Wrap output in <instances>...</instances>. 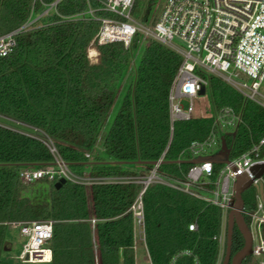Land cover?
<instances>
[{
	"label": "trees",
	"instance_id": "1",
	"mask_svg": "<svg viewBox=\"0 0 264 264\" xmlns=\"http://www.w3.org/2000/svg\"><path fill=\"white\" fill-rule=\"evenodd\" d=\"M56 1L40 18L41 26L17 35L13 51L0 58V118L45 136L73 174L89 169V178L139 177L152 168L149 163L158 160L168 144L167 97L182 57L148 39L136 64L135 35L128 47L120 42L98 46L99 62L90 65L86 49L99 22L87 12L92 10L97 19L113 17L101 9L102 0H0V33L18 29ZM152 1L147 0L144 13ZM77 15L84 18L70 20ZM125 81L121 103L101 141L102 157L90 159ZM207 91L213 114L231 107L241 117L242 123L233 132L221 135L230 158L264 136L262 107L244 101L212 76H208ZM212 122L211 116H195L173 125L171 142L158 168L162 179L181 180L190 165L177 163L180 151L191 141L204 139ZM51 165L54 155L46 143L0 125V264H8L2 259L10 245L7 223L45 220L54 221L51 261L46 264H135L131 207L142 186L136 180L90 185L66 181L57 189L56 178L36 182L47 187L44 198L25 195L20 172ZM127 167L143 173L123 169ZM250 189L242 193V200L245 208L253 210L255 191L248 194ZM142 204L151 264H217L219 248L213 237L221 226L218 208L162 184H151L142 194ZM191 223L196 224V231H188ZM260 235L264 243V225ZM242 245L234 228L232 255ZM242 264H260V260L251 255Z\"/></svg>",
	"mask_w": 264,
	"mask_h": 264
},
{
	"label": "built area",
	"instance_id": "2",
	"mask_svg": "<svg viewBox=\"0 0 264 264\" xmlns=\"http://www.w3.org/2000/svg\"><path fill=\"white\" fill-rule=\"evenodd\" d=\"M134 2L135 0L100 1L101 9L112 14V18L97 19L93 11L88 10L89 18L97 20L99 27L86 49L88 63L97 65L100 58L98 46L120 42L128 47L135 35L142 32L182 57V63L167 97L170 125L168 144L156 160L157 164L136 179L142 187L131 207L134 243L141 242L145 246L142 194L151 184H162L219 209L221 226L213 240L219 248L218 261L222 260L226 219L235 201L236 178L244 176L247 181L252 182L250 187L259 182L263 183L264 173L255 179L252 168L264 165V136L245 152L233 158L229 157L226 164L214 165L204 162L190 165L182 174L181 180L168 182L162 179L158 175V168L163 163L171 142L173 125L195 117L193 101L201 97L198 93L202 88L205 95L208 76L220 77L245 101L253 102L264 109V102L257 99H264L258 93L260 85L264 82V0H165L151 29L139 28L137 22L131 18ZM55 4L41 15L30 17L18 29L0 33V58L13 51L17 35L41 26L40 18L46 16ZM83 18V15H77L70 20ZM174 41L181 47L174 44ZM233 77L239 78L240 81L233 80ZM183 101H187V108ZM210 116L213 122L206 137L191 141L180 151L178 161L213 155L220 148V136L233 132L242 123L240 115L231 108H224ZM47 147L54 155V165L23 170L19 175L21 183L27 186L39 180L52 181L56 178L81 183L76 181L78 178L55 155L53 146ZM208 151L213 153H207ZM85 156L89 157L88 154ZM215 166L219 168L216 170ZM255 201V209L243 207L241 214L248 221L253 239V256L257 257L264 254V243L260 235V226L264 225V189L260 194L255 193ZM53 224L54 221L50 220L7 223L9 228L17 229L25 239L17 256L21 264H46L51 261L49 243ZM196 230L195 223L188 225V231Z\"/></svg>",
	"mask_w": 264,
	"mask_h": 264
},
{
	"label": "rangeland",
	"instance_id": "3",
	"mask_svg": "<svg viewBox=\"0 0 264 264\" xmlns=\"http://www.w3.org/2000/svg\"><path fill=\"white\" fill-rule=\"evenodd\" d=\"M146 2H147V0H138L136 9L131 12V18L137 22L139 28L151 29L155 20L157 19L158 15L160 13L162 7H163L165 0H153L151 2V5L149 6L150 7L149 12L144 13V6H145ZM136 36H137V51L135 52L133 59H134L135 63L138 64L140 57H141L143 47L145 45V42L151 38L145 36L142 32H138L136 34ZM174 44L180 46V44L177 41H174ZM210 76L221 80V78L218 76H213V75H210ZM233 80H235L237 82L240 81L239 78H234V77H233ZM126 82L127 81H125L124 86L120 85L119 92H118L117 97L114 101V105H113L112 110L109 114L107 122H106V124H105V126L101 132L99 141L96 144V146L94 147V150L92 151V153L89 154L90 159L93 157H96V158L102 157L101 141H102V138H103L105 132L108 130L115 114L117 113V110H118L119 105H120L121 100H122L123 91H124L126 84H127ZM247 83H249V82H247ZM258 93L262 97H264V82H262V84L260 85ZM257 99L260 102H264V99L261 97H258ZM183 105L185 106V108H187V106H188L187 101H183ZM224 108H231V107H223V108H221L215 112L218 113ZM211 113L213 114V109H212L210 95L207 91V92H205V95H203V96H201L198 99L193 101V114L196 117H209L211 115ZM0 125L4 126L6 128H9V129H13V130L18 131V132H21L23 134L36 137V138L42 140L44 143H46V145H49V146L51 145L50 141L47 138H45V136H43L41 133L37 132L36 130L22 129V126L16 122H14V121L0 118ZM207 153H213V151H208ZM127 169H130L134 172L136 171V170H134V168H131V167H127ZM74 175L78 178V179H76V181H81V183H86V184H89L91 182L88 180L89 177H88L87 172L85 174L83 172L81 174H75L74 173ZM263 186H264V177H263V183L259 182L257 185L250 187L252 189L249 188L250 191H248L247 193L249 194L252 191H255L256 194H260L264 189ZM26 187H27V190L25 191V195H27L30 198L35 199V200L44 198L45 194L47 193V187L45 185L43 186L42 184H37L36 182L31 184V185H28ZM6 238H7L6 242L9 243L10 246H7L6 252L3 254L2 259L4 261H6L8 264H21L17 260V256L21 252L22 246L25 243V239L20 236L19 231L17 229L9 228L8 226H7V230H6ZM256 258L260 260V264H264V256H262V257L257 256ZM220 263H221V259L218 261V264H220Z\"/></svg>",
	"mask_w": 264,
	"mask_h": 264
},
{
	"label": "water",
	"instance_id": "4",
	"mask_svg": "<svg viewBox=\"0 0 264 264\" xmlns=\"http://www.w3.org/2000/svg\"><path fill=\"white\" fill-rule=\"evenodd\" d=\"M57 3V1L55 2ZM200 96L204 95V89L202 88L199 93ZM230 157V148L226 146L225 140L220 136V148L211 156L199 157L193 160L180 161L179 163H184L188 165H196L204 162H210L214 165H222L228 163ZM157 162H150L149 165L154 166ZM253 173L255 174V179H258L264 173V165H258L252 168ZM66 180L61 178L56 183V188L58 189L61 184L65 183ZM251 181H247L244 176L237 177L235 188H234V205L233 209L228 213L226 219V238H225V248L223 257L220 264H242V261L253 255V239L250 232V229L241 214V211L244 207L242 200V193L250 188ZM234 228L240 233L243 245L242 247L232 255L231 253V242H232V233ZM10 246V245H9Z\"/></svg>",
	"mask_w": 264,
	"mask_h": 264
},
{
	"label": "crops",
	"instance_id": "5",
	"mask_svg": "<svg viewBox=\"0 0 264 264\" xmlns=\"http://www.w3.org/2000/svg\"><path fill=\"white\" fill-rule=\"evenodd\" d=\"M126 171H132L130 169L127 168H123ZM134 170H136L135 172L140 174L143 173L141 171H139L138 168H134ZM87 172V174L89 175V169H84L83 173L85 174ZM144 174V173H143ZM142 174V175H143ZM140 175V176H142ZM139 176V177H140ZM138 177H124V178H107V179H101V178H88L89 181H91L89 184L86 185H90V184H95V183H112V182H127V181H132V180H136ZM82 179V178H81ZM133 239H134V235H133ZM133 250H134V258H135V264H149L151 263L150 258H149V254L146 248V245L144 246L141 242H136V244L133 241Z\"/></svg>",
	"mask_w": 264,
	"mask_h": 264
}]
</instances>
